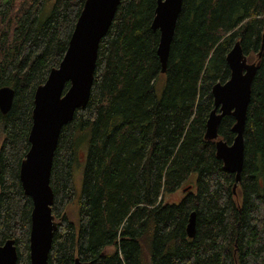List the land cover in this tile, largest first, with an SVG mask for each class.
<instances>
[{"label": "trees", "instance_id": "obj_1", "mask_svg": "<svg viewBox=\"0 0 264 264\" xmlns=\"http://www.w3.org/2000/svg\"><path fill=\"white\" fill-rule=\"evenodd\" d=\"M48 1L0 0V89L14 92L10 110L0 112V246L14 241L17 264H30L32 202L19 167L34 92L62 60L85 0H55L42 18ZM156 2L120 1L99 43L88 104L60 132L47 264H264V0H183L164 74L151 29ZM236 42L259 66L233 190L234 175L204 131L211 89L229 79L226 56ZM233 124L226 116L218 127L227 144ZM82 150L75 225L66 210ZM180 189H188L180 202L164 201Z\"/></svg>", "mask_w": 264, "mask_h": 264}, {"label": "water", "instance_id": "obj_2", "mask_svg": "<svg viewBox=\"0 0 264 264\" xmlns=\"http://www.w3.org/2000/svg\"><path fill=\"white\" fill-rule=\"evenodd\" d=\"M121 0H85L74 25L65 54L57 68L49 71L33 97L32 123L28 134L29 149L21 160L19 181L32 202L29 232L30 264H47L56 222L51 213L53 191L50 174L62 128L72 121L74 113L84 109L89 101L100 40L107 34ZM183 0H157L151 29L158 31L156 54L161 73L166 71L170 46L175 33ZM260 55V54H259ZM260 57V56H259ZM230 76L212 89L213 109L206 120L204 139L213 141L216 158L223 170L234 175L233 190L241 180L244 164V131L251 86L259 64H249L240 43L236 42L226 56ZM14 92L0 89V112L6 114L12 105ZM234 119L231 144L218 138L221 120ZM188 189H183L185 193ZM192 238L195 233V213L186 226ZM13 240L0 246V264H17ZM74 264H90L75 260Z\"/></svg>", "mask_w": 264, "mask_h": 264}, {"label": "rangeland", "instance_id": "obj_3", "mask_svg": "<svg viewBox=\"0 0 264 264\" xmlns=\"http://www.w3.org/2000/svg\"><path fill=\"white\" fill-rule=\"evenodd\" d=\"M54 1L55 0H50L48 1L45 6H44V9L42 11V14H41V17L42 18H46L50 15L51 11H52V8H53V4H54ZM249 64H252L255 61V56L254 55H251L249 58H248V61H247ZM162 82V77L160 78V83ZM84 153H83V150L79 152V160H78V167L76 168L75 170V193H74V199L73 201L69 204V206L67 207V210H66V215L68 217V219L74 223L75 225H77V199H78V196L80 194V190H81V179H82V172H83V162H84ZM184 192L182 191V189H180L179 191H177L176 193L172 194V195H169V196H166L165 197V202L166 203H173V202H180L183 197H184ZM112 252V248L109 247V248H106L104 250V253L107 254V253H111Z\"/></svg>", "mask_w": 264, "mask_h": 264}]
</instances>
